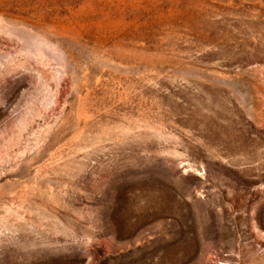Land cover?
<instances>
[{"label":"rangeland","instance_id":"rangeland-1","mask_svg":"<svg viewBox=\"0 0 264 264\" xmlns=\"http://www.w3.org/2000/svg\"><path fill=\"white\" fill-rule=\"evenodd\" d=\"M0 264H264V0H0Z\"/></svg>","mask_w":264,"mask_h":264}]
</instances>
